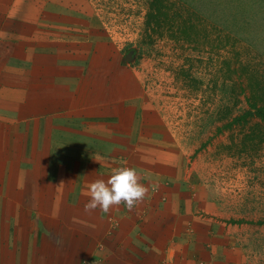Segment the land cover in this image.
Segmentation results:
<instances>
[{
	"label": "crops",
	"instance_id": "1",
	"mask_svg": "<svg viewBox=\"0 0 264 264\" xmlns=\"http://www.w3.org/2000/svg\"><path fill=\"white\" fill-rule=\"evenodd\" d=\"M89 7L0 0V264H244L203 166L95 35ZM124 167L146 199L85 213L88 185Z\"/></svg>",
	"mask_w": 264,
	"mask_h": 264
},
{
	"label": "rangeland",
	"instance_id": "2",
	"mask_svg": "<svg viewBox=\"0 0 264 264\" xmlns=\"http://www.w3.org/2000/svg\"><path fill=\"white\" fill-rule=\"evenodd\" d=\"M86 1L95 35L203 166L216 213L239 230V261L264 264V0H161L157 23L154 0Z\"/></svg>",
	"mask_w": 264,
	"mask_h": 264
},
{
	"label": "clouds",
	"instance_id": "3",
	"mask_svg": "<svg viewBox=\"0 0 264 264\" xmlns=\"http://www.w3.org/2000/svg\"><path fill=\"white\" fill-rule=\"evenodd\" d=\"M141 177L134 168L114 170L109 178L96 179L88 185L84 212L96 210L109 213L114 207L125 206L129 211L139 206L147 197L149 188L140 182Z\"/></svg>",
	"mask_w": 264,
	"mask_h": 264
},
{
	"label": "trees",
	"instance_id": "4",
	"mask_svg": "<svg viewBox=\"0 0 264 264\" xmlns=\"http://www.w3.org/2000/svg\"><path fill=\"white\" fill-rule=\"evenodd\" d=\"M150 4H151L150 5L151 7H154V11H155L154 14H150L151 19L154 18V20L157 23L159 18H161V17L165 18L166 17V13L164 12L165 7H163L166 5H164L161 0H154ZM182 33H183V31H182ZM257 114L261 118H263L264 117V109H262V110L260 109V111H258Z\"/></svg>",
	"mask_w": 264,
	"mask_h": 264
}]
</instances>
